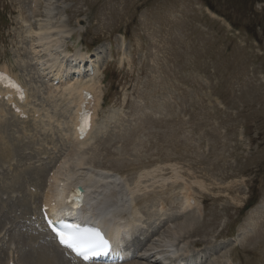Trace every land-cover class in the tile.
<instances>
[{
	"label": "rangeland",
	"instance_id": "obj_1",
	"mask_svg": "<svg viewBox=\"0 0 264 264\" xmlns=\"http://www.w3.org/2000/svg\"><path fill=\"white\" fill-rule=\"evenodd\" d=\"M34 1L0 0V65L27 84L28 106L38 109L34 119L15 117L14 123L11 114H0L10 128L0 139L12 151L0 164L8 224L0 233V253L11 235L41 228L37 185L68 148V90L76 86L69 69L59 85L50 78L73 54L90 52L93 74L82 77L98 87L94 124L103 130L85 148L81 170L97 166L130 185L139 181L133 205L148 229L162 209L171 219L183 214L179 188L189 185L200 207L185 211L197 219L190 253H203L205 264H264V0H204L218 13L201 0ZM47 20L52 24L46 28ZM39 24L48 34L42 40ZM43 91L49 92L44 98ZM157 221L151 234L141 235L145 241L155 231V243L168 233L172 221ZM26 237L40 241L32 233Z\"/></svg>",
	"mask_w": 264,
	"mask_h": 264
},
{
	"label": "bare ground",
	"instance_id": "obj_2",
	"mask_svg": "<svg viewBox=\"0 0 264 264\" xmlns=\"http://www.w3.org/2000/svg\"><path fill=\"white\" fill-rule=\"evenodd\" d=\"M34 2L36 3V0ZM35 7H36V4H34L33 8H35ZM47 14H48V12H47ZM48 20H50V19H48ZM51 22L52 21H50V22L48 21V22L45 23L46 28L48 27V24L51 23ZM43 24H39V27H38V29H40L39 32H43V34H42L43 37L40 35L41 36V40H42V38L44 39L45 35H46L44 33L45 30L42 28V26H44ZM60 25L61 24H59V26ZM45 26H44V28H45ZM27 30H30V29H27ZM27 30L25 32H28ZM60 31H62V30H60ZM33 32L36 33V31H33ZM29 34L32 36L31 33H29ZM37 34H39V33L37 32ZM38 38L40 39V37H38ZM47 40L45 39V41H47ZM57 44L58 43H55L53 45L51 44V46H54V45L58 46ZM31 46H33V45H31ZM46 46H48V45H46ZM44 49H45V47H44ZM47 55H49V54H47ZM91 56L92 55L87 54V53H79V52H77V53H75L74 55L71 56L70 62H67L65 65L62 64L63 66L60 65L59 69L56 67L57 66L56 62H55L56 66H53V67H56L58 70H56L55 73H53V77L54 78L52 80L63 79L64 78V70L67 67L70 68L69 70L77 72L78 76L75 77L76 80L74 79L76 81V86L74 87V89L72 88L73 89L72 90L73 95H71V97H73L74 100L73 101L71 100V103H73V107L70 105L71 107L68 109V111H69V113L71 115V116H69L70 119L68 121V129H67V132H68L67 133L68 134L67 137H69L68 140H67L68 141V149H67V152L64 154L63 158L61 159L59 166L56 168V170L53 172L52 176L50 177L52 181L49 182V185L47 186V188H48L47 192L48 193L46 195L49 198L45 201L46 202L45 204H47V202L52 200L56 204L61 205L62 207H68V204L65 205V204H63V201H62L63 198L65 197L67 191L70 190V189H76L77 190V187L81 186L82 187V192H81L82 202H81V206L77 209V212L79 213V217L85 219L90 224H93V225L97 226L113 242V251L118 253V254H120V255H123L125 257L124 261H122L121 264H151V262L155 264L153 259H151L149 262H144L143 261V258H144V260L147 259V253H144V251L147 252V248H149V251H153L154 253H156V258L159 259L161 264H180V262H184L183 264H205V260L202 261V256H203L202 254L203 253L202 254L197 253V254H193L192 255L187 250L188 249L187 245H188V242H189V239H190L189 235L193 231L194 226H195L196 221H197V219L194 216L192 217V215H190V213H186V212H190V210L192 209V206H190L191 205L190 204V200L192 198V194L193 193H192L191 189L189 188V185L185 184V185H182L183 187L179 188V190H181L182 200H183L182 207H181V210H182L181 213H183L182 215H180L177 218L171 219L172 218L171 216L166 217L165 216L166 214H162V211H164V209H162V211L157 213V214L155 213V215L153 214L154 216H156V218H154V219L158 220L157 223H159V224L161 222V219L162 220H164V219L167 220L166 222L163 221V223H166L167 226L169 225V222L172 221L171 227L168 230H167L168 227L165 229V230H167L168 233L164 234V236L160 239V241H158V243L154 242V236L156 235L157 231H155L152 235H150V238L147 239L148 241L147 240L145 241L144 238L143 239L138 238L137 241H135L136 242L135 243V242H132V238L134 236H136L137 234H139L140 236L141 235L144 236L146 231L150 232V234H151L153 232V230L156 229V226L154 225L156 223V220H154L155 223H153V225L150 226L149 229H148L147 226L146 227L144 226L146 224H144L143 222H146L147 220H143V215H141L142 213L139 212V210L136 208V206H139V205H135V206L133 205L135 198L138 196L137 195V196L134 197V195H135L134 192L138 191L137 188L139 187V181L138 182H136V181L131 182V184L132 183L133 184L130 185L129 184L130 182L128 183L127 181H123V179L122 180L118 179V176L115 175V173H113L112 171L106 170V169H103V168H100V167H97V166L88 167V168H85V170H81V166H86L87 165L86 164V160H87V156L89 155V151H87L88 149L86 150L85 148H87L89 146L91 140H93V138H95V136L97 134H100V131L103 130V129H101V127H102L101 125H100L101 127H99L97 130H94L96 126L94 125V123L92 124V122H93L92 120H90V123H91L90 130L88 131V133H86L84 135V137H80V134H79L78 130L76 129V126L78 124L77 113L80 110L79 105L84 100L83 95H82L83 91L84 90L85 91H89L91 93V95H92V100L88 102V105L86 106V109L88 108V106L92 102H94V104L96 103V107H97V104H98V101H99V97H100L99 96L100 93H98L97 92L98 90L96 91V89H95V87H97V86L96 85L94 86L92 84L93 83L92 80H91V82H92L91 83V82H86L83 78H81L84 69H86V63L87 62H89V63L92 62ZM32 59H34V58H32ZM52 61H54V60H52ZM51 63H53V62H51ZM41 64H42V62H41ZM45 64H46V62H45ZM82 64L84 66V69L82 67ZM91 65H92V63H91ZM29 66H30V64H29ZM45 66H47V65H45ZM5 67H2L1 69H2V71L7 72V70H6L7 67L6 68ZM34 68H35V66H34ZM31 69H33V68H31ZM49 69L51 70V68H49ZM51 71L53 72V69ZM23 84L25 86H27L25 83H23ZM62 85H64V84H62ZM64 86H63V88H64ZM32 87L33 86H31V88ZM60 88H61V85H60ZM66 88H68V87H66ZM59 90H61V89H59ZM31 91H30V93H32ZM47 93H49V92H46V94ZM46 94L44 92L43 98L45 97ZM66 94H67V92H66ZM34 96H35V94H34ZM32 97H33V95H32ZM68 97H70V96H68ZM53 99H51V100H53ZM45 102H46V100H45ZM65 104H66V102H65ZM18 106L22 107L21 105H18ZM50 106H52L51 103H50ZM54 106L57 109L58 105L56 103H55ZM5 107H6V104H4L3 102H0V111L1 110L2 111L5 110ZM94 109H96V108L93 106L92 107L93 114H95V110ZM9 110H8V113L12 115L11 119H12V121L14 123V119L13 118H15V117L18 118V116L16 114L12 113L11 110L10 111ZM29 112L30 111H28V116H29ZM34 112H37V111L34 110ZM47 112H49V111H47ZM31 114H32V112H31ZM44 117H45V115H44ZM0 120L2 121L3 118L0 119ZM40 120H41V118H40ZM59 122H60V120H59ZM40 123L38 125H40ZM45 123H47V122H45ZM38 125H36V126H38ZM53 126H55V125H53ZM64 126H66V125H64ZM42 127H40V128H42ZM6 128H7V130L10 129L9 127H4V122L0 123V130H2L0 132H5L6 135L4 133H3V135H5L6 139H7V134L8 133L6 132ZM64 128H66V127H64ZM54 130H56V128H54ZM37 131H39V130H37ZM14 132H15V129H14ZM46 132H48V131H46ZM60 132H62V131H60ZM103 133H105V132H103ZM58 134H60V133L58 132ZM65 134H63L64 137H65ZM0 135H1V137H3L2 133H0ZM97 137H98V135H97ZM59 140L61 141V138ZM18 141H20V139ZM32 141H34V140H32ZM6 143L7 142H5L3 139L2 140L0 139V154H1L0 155L1 156L0 160L1 161H3L4 158H6L9 155V154L5 155V153H9V151H10V153L12 152L11 150H9L7 148ZM13 143H15V142H13ZM48 143H49V141H48ZM7 145H8V143H7ZM29 146H31V145H29ZM91 150L92 149H90V153H91ZM58 151H59V149H58ZM173 167H174V165H173ZM33 169L34 168H32V170ZM22 170L23 169H21L19 171H22ZM174 170H175V168H174ZM11 173H12V171H11ZM34 173L36 174V172H34ZM148 175H149V173H148ZM16 176H18V175H16ZM145 176H147V175H145ZM145 176L143 175V178ZM178 178H181L180 175H175V179L178 180ZM16 180L18 181L19 177L13 179V181H14L13 183L17 182ZM161 181H159V182H161ZM197 181L194 180V181H191V182H193L195 184H198V186L202 188L203 186L201 185V183L199 182L200 183L199 184V183H197ZM38 182H36V183H38ZM163 182H166L165 179H163ZM34 184H32V185H34ZM161 184H163V183L161 182ZM35 188H36V186H35ZM37 188H39V187H37ZM143 190H144V186H143ZM31 192H32V188H31ZM34 192H35V189H34ZM138 193H139V191L136 194H138ZM24 195H25V193H24ZM30 199H32V198H30ZM28 200H29V198H28ZM38 200H40V198L37 199L36 201H38ZM196 209L197 210L200 209L198 203H197ZM49 213L56 214V213H58V211L56 210L55 206L51 205L50 209H49ZM152 213H154V212H152ZM147 215L148 214H146L145 216H147ZM150 216L148 218H150ZM145 218L147 219V217H145ZM151 224H152V222H151ZM143 226L145 228H147V230H145ZM42 228H43L44 232L41 231V230L37 231L38 236L41 238V241H39L37 243L35 242V239L33 240V238H31V237H26V238L23 239V241H21V240L19 241V239H15L14 237H11L10 238L11 242H9V244L15 245V247L13 249L11 248V250L14 251V249H15L14 252L17 255L16 259L14 258V255H12V257H9V259L7 258L8 260L6 259L7 261L4 258L5 261L4 260L0 261V264H9L8 263L9 261H12L13 264H15V262L17 261L18 257H19V263L20 264H96V262L83 263L76 256H74L71 253L70 250H68L67 248H64L63 246L58 244L57 241H56V237L47 229L46 226L44 227V225H43ZM164 228H165V226H164ZM145 235H147V234H145ZM209 239H211V238H209ZM17 241H18V243H17ZM23 246H24V249H26L27 252H28L27 255L21 254V252L19 250V249H22ZM133 251H136V252L134 254H132ZM199 252H200V250H199ZM22 257L24 258V260L22 259ZM126 262H128V263H126ZM97 264H101V263H97ZM207 264H213L212 260L210 262L208 261Z\"/></svg>",
	"mask_w": 264,
	"mask_h": 264
},
{
	"label": "snow or ice",
	"instance_id": "obj_3",
	"mask_svg": "<svg viewBox=\"0 0 264 264\" xmlns=\"http://www.w3.org/2000/svg\"><path fill=\"white\" fill-rule=\"evenodd\" d=\"M55 231V229H54ZM57 236L60 239V243L65 247L70 248L77 255L82 256L84 259L89 258V253L92 255H97L96 245L85 243L80 237L74 235L71 232L61 233L57 232Z\"/></svg>",
	"mask_w": 264,
	"mask_h": 264
}]
</instances>
